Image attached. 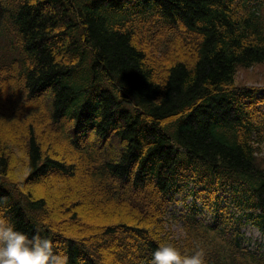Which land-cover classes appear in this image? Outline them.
<instances>
[{"label": "trees", "instance_id": "obj_1", "mask_svg": "<svg viewBox=\"0 0 264 264\" xmlns=\"http://www.w3.org/2000/svg\"><path fill=\"white\" fill-rule=\"evenodd\" d=\"M260 64L264 0H0V219L63 264H264Z\"/></svg>", "mask_w": 264, "mask_h": 264}, {"label": "clouds", "instance_id": "obj_2", "mask_svg": "<svg viewBox=\"0 0 264 264\" xmlns=\"http://www.w3.org/2000/svg\"><path fill=\"white\" fill-rule=\"evenodd\" d=\"M203 255V250L182 255L173 244L162 242L151 264H204ZM64 259L54 253L49 238L39 233L29 237L13 222L0 219V264H63Z\"/></svg>", "mask_w": 264, "mask_h": 264}, {"label": "rangeland", "instance_id": "obj_3", "mask_svg": "<svg viewBox=\"0 0 264 264\" xmlns=\"http://www.w3.org/2000/svg\"><path fill=\"white\" fill-rule=\"evenodd\" d=\"M235 83L238 85L249 87H264V64L256 65L249 69H239L235 76ZM259 157V159L264 164V144L262 145V150ZM48 186H51V183H41L40 187L42 188V192H47L49 188ZM175 200L177 201V203H171L169 206L170 214H176L183 208L182 197L178 196L177 198H175ZM190 201L191 198H188L186 204H188ZM85 209V220L80 222V225L82 226L83 224L89 223L99 217L98 214L93 210V207L89 206L88 208L85 207ZM170 230L173 237L175 238H179L182 235L179 225H173L172 227H170ZM244 233L245 237L251 240V242H263V238L261 237L259 232L250 226H246L244 228Z\"/></svg>", "mask_w": 264, "mask_h": 264}]
</instances>
